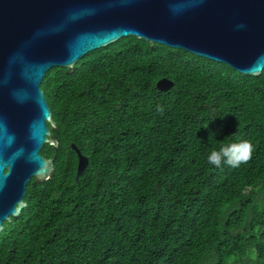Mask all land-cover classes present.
I'll list each match as a JSON object with an SVG mask.
<instances>
[{"label": "trees", "instance_id": "obj_1", "mask_svg": "<svg viewBox=\"0 0 264 264\" xmlns=\"http://www.w3.org/2000/svg\"><path fill=\"white\" fill-rule=\"evenodd\" d=\"M41 86L55 166L4 221L0 264H264V70L131 35ZM240 140L248 163H208ZM72 143L89 160L79 179Z\"/></svg>", "mask_w": 264, "mask_h": 264}, {"label": "water", "instance_id": "obj_2", "mask_svg": "<svg viewBox=\"0 0 264 264\" xmlns=\"http://www.w3.org/2000/svg\"><path fill=\"white\" fill-rule=\"evenodd\" d=\"M131 35L245 74L264 70V0H0V232L27 205L31 178L54 170V157L41 153L46 143L59 145L41 86L46 72ZM72 147L79 179L89 160Z\"/></svg>", "mask_w": 264, "mask_h": 264}, {"label": "clouds", "instance_id": "obj_3", "mask_svg": "<svg viewBox=\"0 0 264 264\" xmlns=\"http://www.w3.org/2000/svg\"><path fill=\"white\" fill-rule=\"evenodd\" d=\"M163 112V108L158 109ZM254 146L249 140H240L238 142H225L217 148H213L208 156L209 164L217 167L227 163L233 168H238L242 164L248 163L252 159Z\"/></svg>", "mask_w": 264, "mask_h": 264}]
</instances>
